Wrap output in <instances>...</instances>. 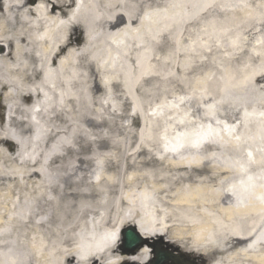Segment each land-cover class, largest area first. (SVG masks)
<instances>
[{
	"label": "bare ground",
	"instance_id": "1",
	"mask_svg": "<svg viewBox=\"0 0 264 264\" xmlns=\"http://www.w3.org/2000/svg\"><path fill=\"white\" fill-rule=\"evenodd\" d=\"M156 2L0 0V93L9 104L7 118L0 105V264H146L157 237L198 264L216 253L213 264H264V0ZM207 10H218L220 23L200 20L181 35ZM170 25L175 43L163 62L190 84L202 71L191 102L205 124L158 142L144 138V120L122 166L101 154L114 141L94 138L98 107L117 98L142 116L153 106L158 94L138 95L140 83L155 76L157 40ZM224 40L235 69L224 64L219 84H205L208 42ZM166 106L174 104L151 109ZM162 145L178 149L172 159L149 148ZM128 226L147 240L127 258L115 238Z\"/></svg>",
	"mask_w": 264,
	"mask_h": 264
},
{
	"label": "rangeland",
	"instance_id": "2",
	"mask_svg": "<svg viewBox=\"0 0 264 264\" xmlns=\"http://www.w3.org/2000/svg\"><path fill=\"white\" fill-rule=\"evenodd\" d=\"M156 1V4H159V8H164L169 5V0ZM183 4L187 11L191 9V4L187 2H184ZM217 11L218 10H207L206 12H200L197 20L192 18L185 21L182 24L181 35L186 37L189 31L193 29L200 20H203L206 24H208L214 18V20H217L218 23H220L221 17H219ZM168 27L167 32L160 33L157 40V60L153 64L155 67V76L151 79L142 78L140 83L141 92L138 93V95L142 96H146L144 91H152L158 94V96H154V98L149 99L153 103V106L143 108L140 111L142 116L137 115L135 112L131 111L130 108L125 109L117 98L112 99L113 101L111 106L107 103L108 100H102L103 105H99L98 107V111L100 113L97 116V119L100 123L96 129L94 138L96 140H103L102 138L105 136L110 138L111 141H114L111 146L103 149L101 154L107 158H114L113 160H118L119 164L122 166L125 165V155L129 153L127 143L141 137V128L143 124L146 123V121L149 120L148 122L151 124V127L147 133L148 136L145 135L144 138L153 139L154 141L158 142H163L167 135L172 136L174 134H178L188 125L200 126L205 124L204 119L207 117V115L202 109L199 108V103L197 104L195 102H191V98L194 99L196 95L194 91L196 86L195 80L198 81L199 77H201L200 73L202 71H194V73L190 75L194 80L193 84H190L185 80L186 75L175 70L170 62L169 64L163 62V59H167V61H169L168 57L171 55L175 43V40L173 39V32L175 31L173 29L174 26L170 25ZM233 34L236 33L233 32ZM242 36L244 37L243 40H245V34L242 33ZM255 44H257L256 48L259 49H257L258 53L253 54L252 62L256 65H259L258 62L261 61L259 55L262 54V51L259 47V44ZM236 56L237 54L235 50L227 43L226 40L221 41L220 43H215L214 41L208 42V50L205 55V66L203 69L205 84H210V82H215L214 84L216 85L219 84V80L222 79L221 74L224 64L228 65V69H235ZM245 57H247V54H245L244 58ZM244 62V60H241L240 64L244 66L246 64ZM162 100H164V102L169 101L170 104H174V106L172 108L166 106L163 110H161V114H158L155 110H152L151 107H154L155 104ZM145 101L147 102V99ZM0 103L2 104L1 112L2 115H4L5 105L3 104V101ZM125 117H128L129 119L125 120ZM144 120L146 121L143 122ZM170 122H173L172 127L167 129L165 125L166 123ZM217 122L228 126L232 133L237 130L236 127L238 123L231 125L226 120H217ZM222 131L223 129L220 128V134H222ZM149 148L154 151V153L160 159H172L173 153L176 154L178 151V149H171L169 147L166 148L163 145L157 146V148L156 146ZM209 157H212L211 153L200 156L201 159H206L204 161H207ZM95 163L97 166L102 165L101 158L96 156ZM209 165L210 167L216 168V166L219 165V161H217V159L210 160ZM150 241L152 244H159L162 249L175 256L179 257L182 253H184L188 254L195 260L197 259L195 255L181 249V247L166 237H157L150 239ZM122 246L123 242L120 243V247ZM122 252L124 253V250ZM209 259L211 258H208L207 260ZM203 264H207V262Z\"/></svg>",
	"mask_w": 264,
	"mask_h": 264
},
{
	"label": "water",
	"instance_id": "3",
	"mask_svg": "<svg viewBox=\"0 0 264 264\" xmlns=\"http://www.w3.org/2000/svg\"><path fill=\"white\" fill-rule=\"evenodd\" d=\"M125 236V249L126 252L135 254L143 245L144 238L136 231L135 227H129L124 231ZM157 257L153 264H168L170 260L173 264H185L178 261L173 255L161 250L159 246L156 247ZM131 264V263H126Z\"/></svg>",
	"mask_w": 264,
	"mask_h": 264
}]
</instances>
